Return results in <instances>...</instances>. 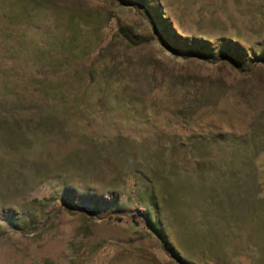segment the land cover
I'll list each match as a JSON object with an SVG mask.
<instances>
[{
    "label": "rangeland",
    "instance_id": "374dc122",
    "mask_svg": "<svg viewBox=\"0 0 264 264\" xmlns=\"http://www.w3.org/2000/svg\"><path fill=\"white\" fill-rule=\"evenodd\" d=\"M0 264H264V0H0Z\"/></svg>",
    "mask_w": 264,
    "mask_h": 264
},
{
    "label": "trees",
    "instance_id": "16d2710c",
    "mask_svg": "<svg viewBox=\"0 0 264 264\" xmlns=\"http://www.w3.org/2000/svg\"><path fill=\"white\" fill-rule=\"evenodd\" d=\"M136 8H137L141 13L144 14V9H143V7H141L140 5H136ZM144 17H146V16H144Z\"/></svg>",
    "mask_w": 264,
    "mask_h": 264
}]
</instances>
